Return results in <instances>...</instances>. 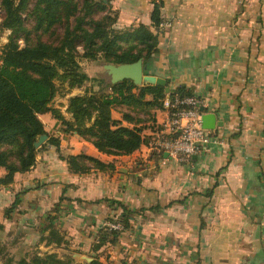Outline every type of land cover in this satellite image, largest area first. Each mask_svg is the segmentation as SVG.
Segmentation results:
<instances>
[{
  "label": "crops",
  "instance_id": "1",
  "mask_svg": "<svg viewBox=\"0 0 264 264\" xmlns=\"http://www.w3.org/2000/svg\"><path fill=\"white\" fill-rule=\"evenodd\" d=\"M161 1L160 30L152 23L154 0H111L116 25L159 30L149 73L165 77L170 90L182 86L203 97L226 143L209 145L189 162L167 156L154 145L167 116L161 103L141 122L148 141L131 153L110 154L47 111L40 118L60 138L59 148L48 142L31 169L0 184V199L8 196L11 204L26 189L18 211L44 224V213L64 194L71 200L63 202L58 225L90 254L106 217L121 211L96 200L122 201L136 212L119 241L102 247L101 258L113 264H264V0ZM66 89L70 96L79 88ZM67 105L57 106L72 119ZM118 108L119 118L130 111ZM78 152L115 168L72 172L60 153Z\"/></svg>",
  "mask_w": 264,
  "mask_h": 264
},
{
  "label": "trees",
  "instance_id": "2",
  "mask_svg": "<svg viewBox=\"0 0 264 264\" xmlns=\"http://www.w3.org/2000/svg\"><path fill=\"white\" fill-rule=\"evenodd\" d=\"M0 6L3 9L0 28L11 30L0 51V166L5 168V173L0 175L2 185L12 183L17 172L31 169L38 152L48 142L59 148L60 138L46 130L40 113L50 111L65 125V130L78 132L103 152L125 154L148 141L143 133L145 125L141 123L146 118L131 110H122L119 118L114 116V109L144 105L153 108L161 106L167 93L193 94L182 86L166 91L165 85L136 84L129 78L112 82L108 73L92 77L79 61V55L115 63L143 57L144 72L148 73L158 51L161 0H154L151 11L152 23L159 29L156 32L144 23L118 27V11L112 7L111 0H0ZM57 80L66 83L69 90L87 80L97 81L100 88L70 95L67 111L71 112L72 119H68L61 108L51 105L58 91ZM43 133L48 137L39 146L35 145ZM60 157L76 173L115 168L113 161L86 152L60 153ZM24 191L16 193L5 209L6 216L18 208ZM65 200L71 199L62 194L46 212L42 219L45 225L40 228L41 239L58 245L68 242L66 233L58 225L60 214L66 211ZM101 200L121 206L120 213L109 214L105 222L119 221L123 228L113 229L104 222L94 237L96 254H92L91 260L76 264H113L108 256L106 260L101 258L105 254L102 247L117 243L121 232L131 225L135 209L112 198L96 201ZM13 256L3 261L0 255V261L3 264H75L73 256L61 257L55 251L35 253L31 257L21 255L17 259Z\"/></svg>",
  "mask_w": 264,
  "mask_h": 264
},
{
  "label": "rangeland",
  "instance_id": "3",
  "mask_svg": "<svg viewBox=\"0 0 264 264\" xmlns=\"http://www.w3.org/2000/svg\"><path fill=\"white\" fill-rule=\"evenodd\" d=\"M1 8V6H0ZM2 15H3V9ZM1 13V12H0ZM1 22V21H0ZM10 29H1L0 28V51L3 48L4 44L8 41V36L10 34ZM7 37V41L2 42V37ZM21 43H23V40H20ZM79 61L81 63L82 69L86 71L90 76L92 77H98V76H107V72L103 66L105 61L101 58L99 59H90L87 57H84L83 55H79ZM58 84V91L54 98L52 99L51 105L54 107H59L57 105H64L65 101H68V89L66 83H62L60 80L56 81ZM98 82L95 80H87L84 82L83 85L75 87L79 88L76 89L75 94L84 93L87 89L92 88H100L97 84ZM104 90L109 91V88H105ZM74 95V94H72ZM150 97V96H149ZM131 111H133L135 114L144 117L146 119H149L152 117L153 114V108L151 106H137V107H128ZM114 113L118 114V111H115ZM65 115V114H64ZM69 114L66 113L65 116H68ZM59 123H61L60 120H58ZM62 128H65V125H62ZM61 128V124L59 125V129ZM49 132H52V129H49ZM3 167H1L2 169ZM3 171V169H2ZM13 193L14 189H10ZM6 202V203H5ZM11 198L6 196V199L1 201L0 199V221L2 222L3 226H0V255L3 257L1 260L4 261L6 257H11V255L15 256V259L19 258L21 255H27L28 257H31L35 253H44L46 251L57 252L61 257H66L68 255H71L74 257L75 261L74 263L78 261H85L86 258H83L81 255H87L92 256L89 251L87 252H80V248L78 246H74L76 241L72 240L71 238H68L67 243L63 244H56V243H50L47 242L46 239H41L42 232L40 228L45 225V223L39 222L38 218H32L31 216H27V214L23 213L21 215V209L17 208L13 210L10 216H6L5 209L10 204ZM18 210H21L20 212ZM47 212V211H46ZM46 215V213H44ZM42 216V215H41ZM47 233V231L45 232ZM69 237V236H68ZM13 256V257H14ZM12 264H15L13 262Z\"/></svg>",
  "mask_w": 264,
  "mask_h": 264
},
{
  "label": "built area",
  "instance_id": "4",
  "mask_svg": "<svg viewBox=\"0 0 264 264\" xmlns=\"http://www.w3.org/2000/svg\"><path fill=\"white\" fill-rule=\"evenodd\" d=\"M162 105L167 116L163 122L164 130L155 138L154 145L167 156L180 162H189L209 145L226 143V138L214 128L203 126L202 115L205 110L202 107L205 106V101L200 95L167 93ZM105 223L113 229L123 228L119 221L110 220Z\"/></svg>",
  "mask_w": 264,
  "mask_h": 264
},
{
  "label": "water",
  "instance_id": "5",
  "mask_svg": "<svg viewBox=\"0 0 264 264\" xmlns=\"http://www.w3.org/2000/svg\"><path fill=\"white\" fill-rule=\"evenodd\" d=\"M106 72L110 75L112 82H117L126 78L132 79L136 84L143 83H158L166 86V91H170V86L167 84V79L163 76H158L153 73L144 72V62L143 57L138 58L135 61L131 62H105L103 64ZM110 91V90H109ZM203 110L206 107H202ZM203 126L207 128H214L216 124H220V121L217 120V115L214 112L206 111L202 115ZM48 135L43 133L40 135L39 139L35 142V145L39 146ZM87 260H91L93 257L87 255H81ZM0 264H3L0 261Z\"/></svg>",
  "mask_w": 264,
  "mask_h": 264
}]
</instances>
